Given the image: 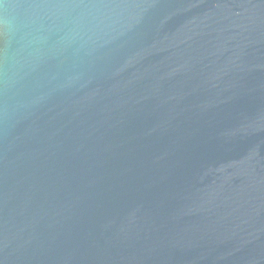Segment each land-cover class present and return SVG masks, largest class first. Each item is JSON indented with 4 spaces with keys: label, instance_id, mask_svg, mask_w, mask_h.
Instances as JSON below:
<instances>
[{
    "label": "water",
    "instance_id": "water-1",
    "mask_svg": "<svg viewBox=\"0 0 264 264\" xmlns=\"http://www.w3.org/2000/svg\"><path fill=\"white\" fill-rule=\"evenodd\" d=\"M0 264H264V0H0Z\"/></svg>",
    "mask_w": 264,
    "mask_h": 264
}]
</instances>
